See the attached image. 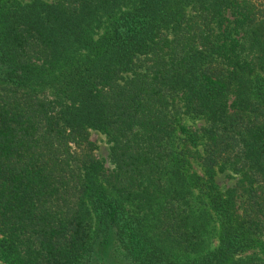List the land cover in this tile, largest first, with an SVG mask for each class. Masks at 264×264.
Segmentation results:
<instances>
[{"label":"trees","instance_id":"obj_1","mask_svg":"<svg viewBox=\"0 0 264 264\" xmlns=\"http://www.w3.org/2000/svg\"><path fill=\"white\" fill-rule=\"evenodd\" d=\"M0 264H264V0H0Z\"/></svg>","mask_w":264,"mask_h":264},{"label":"rangeland","instance_id":"obj_2","mask_svg":"<svg viewBox=\"0 0 264 264\" xmlns=\"http://www.w3.org/2000/svg\"><path fill=\"white\" fill-rule=\"evenodd\" d=\"M202 123V121L197 120L195 122H193L192 126L193 127H197ZM91 139L95 141V143L97 144V149L95 151V154L97 155V157L102 158L105 160V164L109 165L108 159H107V155H108V142L106 137L97 132V131H93L91 133ZM217 181L221 184V185H229L231 184V182H233L232 179H229L226 177L225 173L223 174H219L217 176Z\"/></svg>","mask_w":264,"mask_h":264}]
</instances>
